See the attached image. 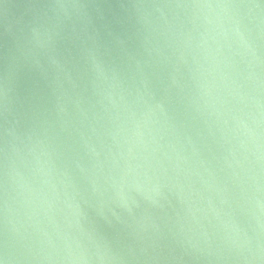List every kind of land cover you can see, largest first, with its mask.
Wrapping results in <instances>:
<instances>
[{
  "label": "clouds",
  "instance_id": "9594fccd",
  "mask_svg": "<svg viewBox=\"0 0 264 264\" xmlns=\"http://www.w3.org/2000/svg\"><path fill=\"white\" fill-rule=\"evenodd\" d=\"M0 6L7 12L4 0ZM5 33L13 49L0 70V264H264V0H127L116 5L30 0L21 17L6 25ZM69 43L76 49L71 59L61 51ZM168 50L171 55H166ZM162 63L171 65L166 78L154 71ZM182 66L196 83L198 98L184 95ZM22 67L43 80L46 98L22 86ZM216 74L220 83H210L207 77L215 80ZM184 100L204 118L210 135L219 132L222 160L206 158L192 136L182 131L176 104ZM70 106L81 122L94 121L93 135L111 138L116 150L102 140L98 148L80 133L93 168L103 171L105 162L111 161L120 169L119 179L112 176L111 183L131 219L122 221L115 245L93 230L85 233L86 240L69 238L67 254L61 256L47 250L54 247L48 232L21 231L10 216L16 205L27 207L36 191L20 170L29 165L30 157L48 177L45 184L51 185L57 199L55 177L62 175L65 189L70 186L69 173L59 172L55 163L60 155L57 141L70 132ZM105 118L110 127H104ZM153 127L161 139L171 133L177 143L186 140L191 154H182V146L177 160L191 166L195 159L214 183L213 160L222 162L226 174L217 183L221 206L208 200L217 222L215 233L204 231L194 240L163 217H138L128 204L125 187L142 191L140 170L156 159L158 148L149 151L145 139V129L151 132ZM233 140L239 141V149ZM151 143L159 145L156 135ZM169 147L175 150L174 145ZM102 149L107 150L104 160ZM77 166L86 171L79 162ZM143 175L152 185L151 203L163 211L168 185L153 183L147 171ZM91 183L92 190L99 191L97 181ZM71 187V194L64 192L68 197L64 203L83 216L76 201L80 193ZM237 209L250 214L255 226L243 225Z\"/></svg>",
  "mask_w": 264,
  "mask_h": 264
},
{
  "label": "water",
  "instance_id": "95a60500",
  "mask_svg": "<svg viewBox=\"0 0 264 264\" xmlns=\"http://www.w3.org/2000/svg\"><path fill=\"white\" fill-rule=\"evenodd\" d=\"M29 2L30 0H4L7 5V12L0 6V70L6 66V58L11 55L13 49V43L6 35L5 27L10 21L18 20L21 17L25 6ZM98 2L105 5H116L121 2L126 3L127 0H98ZM132 47H136L135 42L132 43ZM61 51L70 59L72 56H76V49L70 43L62 45ZM193 54L190 53L188 56L190 62ZM166 55H171V51L168 50ZM200 60L203 63V55L200 56ZM117 63H122L119 57H117ZM207 67L208 65L205 64V68ZM154 71L158 76L166 78L168 72L171 71V65L162 63ZM181 72L184 82L187 84L184 95L189 99L198 98L196 83L191 79L187 66H182ZM207 78L210 83H220L219 74H216L215 80L212 76ZM20 80L25 89H33L38 96L46 98L48 89L37 73L22 67ZM188 105L189 100L176 104V107L182 113L181 122L184 125L182 131H186L188 135L192 136L196 141L197 148L206 158L212 160L213 157H216L222 160L225 153L218 143L219 132L215 136L210 135L204 118L196 112L194 105L191 107ZM70 110L73 112L70 132L63 133L57 141L60 155L55 160L59 172L67 171L69 173L70 186L65 189L61 183L64 177L62 175L56 176L54 183L60 192V197L57 199L51 185L45 184L48 177L39 171L40 165L30 157L29 165L27 167L21 166L20 170L25 180L36 191L29 197L31 203L27 207L16 205L15 214L10 216V219L16 222L21 231L26 228L27 232L33 235L38 229L48 232L52 237L54 247L47 250L61 256L67 254L66 245L70 242L69 238L80 237L86 240L85 233L93 230L100 237L112 241L115 245L117 233L123 226L122 221H130L131 219L117 189L111 183L112 176L119 179L120 169L114 168L111 161L105 162L103 171L93 168V162L86 154L80 133L84 132L87 137H91L92 143L96 144L98 148H101L102 140L105 145H110L113 150H116L111 138L106 135L100 137L93 135L91 128L94 121L81 122L74 106H70ZM97 111H100V109L97 108ZM102 123L105 128L111 126L107 118ZM96 127L98 131H104V128L100 125H96ZM153 135L157 136L159 145L151 143ZM145 139L150 142L149 151L158 148L155 153L156 159L152 160L151 167L140 170V182L143 185V190L137 191L135 188L125 187L123 193L135 214L138 217L143 214L163 217L169 226L177 231L183 228L184 232L194 240L200 239L204 231L209 234L215 233L217 222L209 209L208 200L211 198L217 207L221 206L222 194L217 191V183L222 181L226 174L225 171H221L222 162L217 163L216 160H213L212 167L217 177V183H214L213 178L209 176L203 167L196 163L195 159L192 161L191 166L177 160V151L182 146L184 148L182 154H191V148L187 145L186 140L177 143L171 133L164 134L161 139L155 127L151 132L149 129H145ZM170 144L175 146V150L169 147ZM233 144L239 149L238 140H233ZM143 154L148 155V153ZM238 155L243 158V151L239 150ZM106 156L107 150L102 149L101 159L104 160ZM44 159V157H41V162ZM78 162L84 166L86 171L82 172L80 170L77 166ZM177 164H179V169H177ZM121 167H123V161H121ZM144 171H147V175L152 178L153 183L159 180L161 183L168 185L164 189L168 201L163 211L151 203L153 193L149 189L152 185L147 182V178L143 175ZM92 180L97 181L99 191L94 192L92 190ZM71 185H75L76 190L80 193L76 196V201L80 204L83 216H78L74 210L69 209L64 203L68 199L64 192L67 191L71 194L73 191ZM49 203L52 205L51 209L48 207ZM189 207H191V212H189ZM233 207H236V205L233 204ZM29 216H31V220H29ZM237 218L245 226L249 224L255 226L253 217L250 214L241 213L239 209H237ZM92 251L94 252L95 249H92Z\"/></svg>",
  "mask_w": 264,
  "mask_h": 264
}]
</instances>
